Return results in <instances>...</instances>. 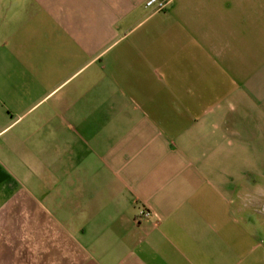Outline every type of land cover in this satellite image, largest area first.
<instances>
[{
	"label": "crops",
	"instance_id": "crops-1",
	"mask_svg": "<svg viewBox=\"0 0 264 264\" xmlns=\"http://www.w3.org/2000/svg\"><path fill=\"white\" fill-rule=\"evenodd\" d=\"M148 1L0 0V264H264V0Z\"/></svg>",
	"mask_w": 264,
	"mask_h": 264
},
{
	"label": "built area",
	"instance_id": "built-area-1",
	"mask_svg": "<svg viewBox=\"0 0 264 264\" xmlns=\"http://www.w3.org/2000/svg\"><path fill=\"white\" fill-rule=\"evenodd\" d=\"M146 5L148 7H154L155 9H158V10H161L165 7L166 3L165 2H161V1H158V0H149ZM150 215V212L145 210V209H142L139 213V216L141 217H147Z\"/></svg>",
	"mask_w": 264,
	"mask_h": 264
}]
</instances>
